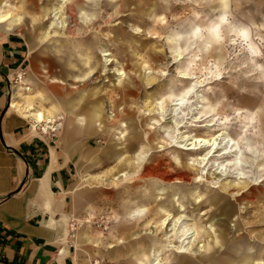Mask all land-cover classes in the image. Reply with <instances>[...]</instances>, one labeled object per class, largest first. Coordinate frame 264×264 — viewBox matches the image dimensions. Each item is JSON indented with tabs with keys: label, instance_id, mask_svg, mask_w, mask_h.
I'll list each match as a JSON object with an SVG mask.
<instances>
[{
	"label": "rangeland",
	"instance_id": "1",
	"mask_svg": "<svg viewBox=\"0 0 264 264\" xmlns=\"http://www.w3.org/2000/svg\"><path fill=\"white\" fill-rule=\"evenodd\" d=\"M10 3L13 11L26 23L17 33L34 44L35 59L30 58L26 77L37 81L48 98L37 103V108L50 112L52 102H63L66 97H82V108L100 105L103 113H111L114 109L116 121L108 113L97 122L83 121L84 127L91 123L96 129L84 140L87 148L100 157L103 149L114 146L109 148L110 160H102L98 165L83 164L89 168L92 178L99 174L114 177L118 170H129L131 179L138 184L133 190L134 196H138L136 204L146 217L139 223L136 218H131L132 225L137 224L132 232L147 230L127 240H123L118 222L123 219V210L136 199L125 192V184L118 187L109 184L112 188L94 185L97 189L93 191L90 205L84 206L82 220L90 214L95 218L84 224L78 220L76 229L73 227L82 264H135L138 256L150 262L158 258L160 264H177L179 259L189 264H264V171L261 170L264 166V81L258 79L261 72L255 71V66L249 63L255 59L257 64L264 65V44L256 39V36L264 38V29H251L249 39V43L261 51L260 57H252L242 40L238 39L236 44L228 43L235 37L228 35L226 25L222 28L224 44L214 46L208 53L199 52L201 58L189 68L203 42L193 41L196 47L189 45L191 51L176 60L174 50L177 44H169L168 39L187 35L196 26L206 27L221 15L220 0H11ZM227 3L233 24L248 27L264 24V0H227ZM61 5L69 9H65L68 13L64 14L68 15V27H62V20H58L60 14L51 15V10L61 8ZM82 11L96 14L98 19L85 24L80 16ZM132 25L140 30H134ZM106 32L112 37H107ZM186 43V40L179 41V47L183 48ZM107 52L112 54L110 59L115 60L112 65L105 64L103 54ZM219 61H223L226 74L219 80H209L197 90L207 98L208 104L197 101L200 106L177 130L180 135L176 145L159 147L165 138L162 129L173 125L169 117L158 126L148 127L153 120L159 119L152 110L155 102L169 88L179 91L182 85L187 86L194 79L207 76L215 70L213 65L219 66ZM116 68L125 75H117ZM177 69L188 70L193 79L178 77ZM162 71H167L168 75L161 77L159 73ZM208 87L213 91L204 92L203 89ZM25 94L35 96L33 99L39 97L35 86ZM217 103L220 107L215 112L191 123L201 111ZM60 116L62 118L53 124L60 127L56 139L63 135L69 115L63 113ZM225 117L230 119L221 124ZM211 123L215 125L206 126ZM223 130L244 151L242 169L245 179L236 178L239 170L230 163L235 161L234 156H218L223 149L211 157L206 168L199 161L211 148L186 149L192 143L191 139L212 138ZM85 132L83 130V135ZM184 136L189 139L184 140ZM125 144H132L133 148L124 150V160L120 161L114 150L117 145L125 147ZM180 144L187 146L181 148ZM221 146H224L223 142ZM141 148H144L143 152ZM249 148L252 151H248ZM173 156L180 159L179 166ZM190 160L198 162L190 164ZM225 165L223 172L216 170ZM202 175V180L197 179ZM256 180L259 183L253 182ZM217 181L218 187L214 186ZM101 183H106L104 178ZM87 185L91 188L89 183ZM154 188L158 189L156 194L152 192ZM168 213L174 217L168 231L177 219L185 216L187 221H179L182 223L179 238L187 229L199 233L196 245L205 263L194 257L187 258V255L176 257L178 254H174V248L183 244L179 238L172 239V244L161 239L164 234L156 226H161ZM83 235L93 241H84ZM144 239H154L156 246L140 247L143 251L134 253L133 242H143ZM94 241L99 243L98 246ZM110 244L117 246L110 248Z\"/></svg>",
	"mask_w": 264,
	"mask_h": 264
},
{
	"label": "crops",
	"instance_id": "2",
	"mask_svg": "<svg viewBox=\"0 0 264 264\" xmlns=\"http://www.w3.org/2000/svg\"><path fill=\"white\" fill-rule=\"evenodd\" d=\"M10 1L0 0V264H82L75 239L77 222L84 224L94 217L90 214L82 220L84 206L93 200V191L97 189L94 185H106L101 183L105 176L90 177L89 168L83 163L98 165L102 160H110L111 147L103 149L98 157L84 140L96 130L91 123L107 116L108 111L103 113L100 105L82 108V97L52 102L50 112L40 110L37 103L48 98L39 83L31 78L28 82L38 89V99L22 89H14L13 97L12 79L29 64L30 58L35 59V49L32 40L29 42L23 34L17 33L26 23L13 12ZM5 3L10 4L9 8H4ZM3 10L14 19L2 21ZM15 103L17 105L12 107ZM31 107L35 108L33 111L45 112L48 118L61 117L63 113L69 115L63 135L56 139L43 134L36 116L28 112ZM81 118L90 119V126L84 127ZM126 209L118 222L123 240L131 239L136 223L146 217L136 218L135 225L131 226L133 222L125 215ZM82 239L93 241L86 235ZM133 246L134 253L139 254L143 251L140 247L152 248L156 241H134ZM178 262L189 264L181 259ZM135 264L140 262L137 260Z\"/></svg>",
	"mask_w": 264,
	"mask_h": 264
},
{
	"label": "clouds",
	"instance_id": "3",
	"mask_svg": "<svg viewBox=\"0 0 264 264\" xmlns=\"http://www.w3.org/2000/svg\"><path fill=\"white\" fill-rule=\"evenodd\" d=\"M221 3V15L216 17L215 20L210 21L209 24L206 27L196 26L192 29L190 33L187 35H177L174 38H169L168 43L169 44H177V48L174 50L175 59L179 60L182 55L187 54L191 51V47H196V44L193 43V41H200L203 42V47L197 49V54L194 57V60L192 63L189 64V68L193 66V63L195 60H199L201 57L198 54L199 52L208 53L211 49H213L214 46H220L224 44L225 41V35L222 32V28L224 26H228V35L235 37L234 39H230L228 43L230 44H236L238 39L245 42L247 45L248 50L251 53L252 57H260L261 51L253 44L249 43L250 39V33L251 29H255L259 27L260 29H264V24H261L259 26L252 24L251 27L245 26V25H237L233 24L230 20L231 13L228 11V3L227 0H220ZM61 11L63 10V5H61ZM80 16L82 18V22L85 24L90 23L93 20L98 19V16L96 14H88L86 12H81ZM196 18L199 19V15L196 14ZM3 19H7V17H3ZM163 20V17L160 18ZM136 31H139L137 29ZM257 40H260L261 44H264V38H261L260 36H256ZM186 40L188 43L185 44L183 48L179 47V41ZM219 50V49H217ZM249 63L253 64L255 66V71L261 72V76L258 77L259 80L264 81V65L257 64L255 59H251ZM219 66L213 65L215 68L214 71L209 72L207 76H204L202 79H194L192 83L188 84L187 86H181L179 91H173L171 88L167 90L164 94L161 95V97L155 102L153 106V111L156 112L159 119L153 120L148 127L153 128L155 126H158L162 124L166 119L171 117L172 119V127L163 128L162 131L164 132V140L162 143L159 144V147L163 148L165 145H176L178 143L177 137L180 135L177 131L181 125H183L186 121V118L191 116L192 113L200 106L197 101L203 100L204 104H208V100L206 97L202 96L200 92H198V89H201L205 84L209 82V80H219L222 75L226 74V70L223 69V61L218 62ZM246 67L247 65H243ZM147 67V65H145ZM88 75H91V73H88ZM123 75V73H121ZM161 77L167 76V71H162L159 73ZM247 75H252V73H248ZM177 76L178 77H192V73H190L188 70H180L177 69ZM87 77H83V79H86ZM152 83H155V81H152ZM149 86H151L149 84ZM204 92H212L213 89L208 87L203 89ZM220 107V103H217L214 107L209 106L208 108H205L204 111H201L199 115H196L194 119L191 121V123H195V121L200 120L202 117H204L206 114H211L216 111L217 108ZM259 111V110H258ZM147 114V113H146ZM239 115V113H237ZM255 118V114H253V119ZM219 119V117H217ZM230 119V117H225L224 120H221V124L227 123V121ZM81 123H83V119L80 120ZM215 121H213L214 123ZM124 135H127V133H124ZM184 140H188L189 138L187 136L182 137ZM214 138L211 142L212 149L209 150L206 155L203 157H200V160L207 161L208 157L212 156L213 151L216 148ZM210 143L209 140H201L196 141L192 143L191 147H200L202 145H208ZM180 147H186L185 144H180ZM144 151V148H141V152ZM248 151H252L251 148L248 149ZM223 155V153H221ZM172 159L175 161V163L179 166L181 161L178 157L173 156ZM198 161L196 160H190V164H195ZM226 167L222 166L221 168L216 169L217 171L223 172V168ZM261 170L264 171V166H261ZM224 175H227L225 172ZM241 176H244L245 173H240ZM254 183H259L258 180L253 181ZM214 186H219V182L217 181ZM202 199V197H201ZM146 211V210H145ZM142 213H133L132 217L135 218L138 215H141ZM178 251H190V248H180L177 249ZM159 264V262H157Z\"/></svg>",
	"mask_w": 264,
	"mask_h": 264
},
{
	"label": "bare ground",
	"instance_id": "4",
	"mask_svg": "<svg viewBox=\"0 0 264 264\" xmlns=\"http://www.w3.org/2000/svg\"><path fill=\"white\" fill-rule=\"evenodd\" d=\"M65 2H67V0H64ZM3 5V4H2ZM8 6H10V4H8V3H5V9L8 7ZM71 6V5H70ZM61 7V6H60ZM61 8H54V9H52L51 10V15H53L54 13H55V16L54 17H56V16H58L59 14H60V17H59V19L58 20H62L61 21V24H63V26L62 27H68L69 26V23L67 24V22H68V15L67 16H65L64 14L65 13H68V11L66 10L65 11V9H68V6H66V7H63V10L61 11L60 10ZM69 10V9H68ZM14 12V11H13ZM76 14H77V11L75 12ZM72 14V13H71ZM7 17V19H3V17ZM15 16H17V15H15ZM71 18V17H70ZM10 19H14V17L12 18V15H11V13H8L7 12V10H3L2 12H1V20L2 21H8V20H10ZM77 20V19H76ZM80 20V19H79ZM76 22V21H75ZM72 23V22H71ZM53 24H55V23H53ZM56 24H59L58 22L56 23ZM90 24H92V23H90ZM2 25V24H1ZM71 25V24H70ZM59 26V25H58ZM92 26V25H91ZM94 26V25H93ZM8 27V26H7ZM72 28H74V27H72ZM132 28L134 29V30H137V29H139L140 30V28H135V27H133V25H132ZM11 29V28H10ZM70 29V28H69ZM94 29V28H93ZM82 30V29H81ZM70 31V30H69ZM75 31V30H74ZM76 31H77V29H76ZM89 31V30H88ZM110 31V30H109ZM87 32V31H86ZM144 32V31H143ZM79 33V32H78ZM71 35V34H70ZM79 36V35H78ZM106 36L107 37H112L111 36V33H108L107 34V32H106ZM85 37V36H84ZM83 37V38H84ZM87 37V36H86ZM110 41V40H109ZM106 51V50H105ZM104 51V52H105ZM103 52V53H104ZM34 53V52H33ZM103 56L105 57V64H107V65H112L113 63H114V59H110V57L112 56V54H110L109 52H107V53H105V54H103ZM182 57V56H181ZM177 60V59H176ZM115 71L117 72V75H119V76H124L125 75V72H122L120 69H118V68H116L115 69ZM116 72H115V74H116ZM121 73H123V75H121ZM110 77V76H109ZM28 79L29 78H27L26 80H24V82H21V83H18L16 86H14L13 87V97H14V89H22L23 90V92H30V91H32V87L31 86H29V82H28ZM182 79H186V80H190V79H193V77H182ZM119 88V87H118ZM17 90V91H18ZM20 91V90H19ZM19 100V99H18ZM18 100H16V101H18ZM14 101V100H13ZM21 102V101H20ZM35 102V101H34ZM29 104V103H28ZM17 104L15 103V104H12V107L13 106H16ZM35 108L34 107H31L29 110H28V112L29 113H31V114H33V115H35L36 116V119H37V122H39V125L40 126H38V128L41 130V132L43 133V134H48L50 131H52V130H60V127L58 126V127H55V125H53L54 123H57V121L59 120V119H61L62 117H57V118H48L47 116H46V114H45V112H43V111H33ZM101 112V111H100ZM46 113H48V112H46ZM150 113H152V112H150ZM49 114V113H48ZM47 114V115H48ZM106 115V114H105ZM108 115H109V117L111 118V119H113V121H116L117 120V114H115V110L114 109H112V112L111 113H108ZM97 119V118H96ZM215 124H208V125H206V126H214ZM180 129V128H179ZM135 137H137V136H135ZM214 138H218V139H215V143H216V148H215V150L213 151V154H212V156H210V157H208V160L207 161H202V160H200L199 161V164L200 165H202V166H204L203 168H206L207 167V165L209 164V161H210V159H211V157H213L217 152H219V149H223V155H221V153H217L218 154V156H224V155H232V156H234L236 159H235V161H232V162H230L231 163V165H234V166H236V168H238V175H237V179H239V180H241V179H245V176H241L240 175V173H245L244 171H243V169H242V167H243V165H244V161H243V159H242V157H243V155H244V151H243V149H242V147L239 145V143L234 139V138H232V137H230L229 136V133L227 132V131H225V130H223V131H221L217 136H215V137H212V138H202V137H196V138H193V139H191L192 140V143H194V142H196V141H201V140H205V139H207V140H209L210 141V143L208 144V145H202V146H200V147H191L190 145L192 144H190L189 145V147H187L186 149L188 150V151H198V150H200V149H202L203 147H208V148H211L212 149V144H211V142H212V140L214 139ZM149 139V138H148ZM149 142V141H148ZM222 142H223V144H224V146L222 147L221 146V144H222ZM132 144H125L124 146L125 147H123V146H121V147H119L118 145L115 147V149L116 150H114L115 152V154L116 155H119L118 156V158L120 159V161H123L124 160V158H122V155L123 154H120V152H122L123 153V151L124 150H127V149H129V148H131L132 146H131ZM108 146V145H107ZM113 146V145H112ZM112 149H113V147H111ZM133 148V147H132ZM182 148V147H181ZM207 148V149H208ZM106 149H108V148H106ZM111 150V149H110ZM240 156V157H239ZM228 159V158H227ZM231 159V158H230ZM229 160V159H228ZM137 162V161H136ZM254 162H256V164H257V159L255 158V161ZM123 164V163H122ZM137 164H139V162L137 163ZM121 165V164H120ZM164 165V164H163ZM153 168V167H152ZM168 171V170H167ZM173 173V172H172ZM208 173V172H207ZM220 173H221V171H220ZM149 174V173H148ZM160 174V173H159ZM162 174V173H161ZM164 174H166V173H164ZM168 174V173H167ZM179 174V173H178ZM104 175V174H103ZM134 175V174H133ZM208 175V174H207ZM151 176V175H150ZM167 176V175H166ZM170 176V175H169ZM173 176V175H172ZM175 176V175H174ZM202 177H203V175L202 176H199L197 179H201L202 180ZM101 178H102V176H101ZM155 178V177H154ZM171 178V177H170ZM143 179V178H142ZM167 179V178H166ZM186 180V179H185ZM97 181H98V179H97ZM104 181L106 182L105 184H107V185H109V184H113V187H118V186H120V185H124L125 186V192H127L129 195L128 196H131V195H133L135 192L133 191L135 188H136V186L138 185L134 180H132L131 179V172L128 170H118V171H116V175L114 176V177H104ZM163 182V181H162ZM263 182V181H262ZM106 186V185H105ZM110 187V186H109ZM138 187V186H137ZM236 189V188H235ZM158 189L157 188H154V190H152V192L154 193V194H156L158 191H157ZM250 191V190H249ZM248 191V192H249ZM251 192V191H250ZM252 194V193H251ZM238 195H240V194H238ZM246 198V197H245ZM253 198V197H252ZM136 199V198H135ZM133 201L131 200V202H130V204H129V207H127V209L124 211V213H125V215H130L131 217H132V213H137V212H139V213H142L141 215H138V216H136L135 218H138V217H142L143 215H145L146 213L145 212H143L142 210H140V208H138L137 207V199L132 203ZM172 217V215L171 214H169L168 213V216L163 220V223L161 224V226H156V228H159V229H161L162 230V234H164L163 235V237H161V239L163 240V241H166V242H168V243H170V244H172L173 243V241H172V239L174 240L176 237H177V239L179 238V229H180V226H181V224L182 223H179V221L181 220V219H183V221H187L188 219L185 217V216H182V217H180L179 219H177L176 221H175V223H174V227L171 229V230H169L168 231V227L170 226V224H171V222L173 221V219H174V217L173 218H171ZM95 217H92V218H90V219H87V222L89 223V222H91L93 219H94ZM158 221H160V220H158ZM149 223V222H148ZM150 224H148L147 226H149ZM152 225V224H151ZM131 226H134V224L133 225H131ZM151 227H153V225L151 226ZM143 230H147L146 228L145 229H143ZM143 230H140L139 231V233H138V231H136L134 234H133V237L134 236H140V233L143 231ZM190 230L191 229H187L184 233H183V235L182 236H180V238H179V240H181L182 242H183V244L181 245V246H177V247H175L174 248V254H178V255H175L176 257H178V258H182V256L181 255H184V256H186L187 255V258H190L191 259V257H194V258H197L198 260H200L201 262H203V263H205V260L203 259V254L201 253V250H198L197 249V245H196V241L198 240V238H199V233H195V231H193V232H190ZM132 237V238H133ZM219 237V236H218ZM220 238V237H219ZM230 238V237H229ZM190 239V240H189ZM200 239V238H199ZM88 241H89V239H88ZM121 241V240H120ZM92 242V241H91ZM96 242V241H95ZM120 243H122V241L120 242ZM218 243L220 244V242L218 241ZM187 245H190V251H178L177 249H180V248H186V246ZM210 245V244H209ZM114 247H116V245H111L110 246V248H114ZM134 247V246H133ZM188 248V247H187ZM198 251V252H197ZM142 255H144L145 257H146V255L145 254H142ZM138 260V262H140V264H157V262H158V258H156L155 260H154V262H150V260H147V261H143L142 260V258H139V256H138V258L136 259V261ZM180 260V259H179ZM160 264V263H159ZM177 264H184V262H178Z\"/></svg>",
	"mask_w": 264,
	"mask_h": 264
},
{
	"label": "built area",
	"instance_id": "5",
	"mask_svg": "<svg viewBox=\"0 0 264 264\" xmlns=\"http://www.w3.org/2000/svg\"><path fill=\"white\" fill-rule=\"evenodd\" d=\"M26 76H27V68L25 66L16 72L15 76L12 79V87L16 86L18 83L24 82V80L27 79ZM57 131H60V130H52L48 133V135H51L54 138H56L57 137V134H56Z\"/></svg>",
	"mask_w": 264,
	"mask_h": 264
}]
</instances>
